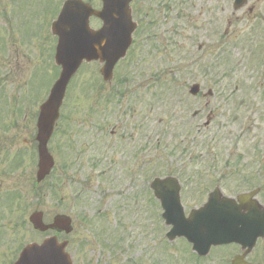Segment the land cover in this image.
<instances>
[{"label":"rangeland","instance_id":"rangeland-1","mask_svg":"<svg viewBox=\"0 0 264 264\" xmlns=\"http://www.w3.org/2000/svg\"><path fill=\"white\" fill-rule=\"evenodd\" d=\"M44 3L0 0V264H12L24 244L52 234L33 230L28 216L36 209L45 222L57 213L73 217L74 231L59 239L69 241L74 264H195L184 240L165 238L149 182L154 173L179 174L186 212L206 199L214 181L224 179L230 195L253 185L250 169L264 165V0H248L238 11L233 0H141L151 13L139 17L155 22L151 40L148 30L136 38L110 85L101 82L97 63L72 80L49 143L53 177L38 190V102L59 71L55 39L41 34L37 20ZM194 83L201 84L198 96L189 93ZM209 89L213 95H204ZM106 92L119 99L109 109L97 99ZM234 134L241 135L238 144ZM219 137L220 144H209ZM207 148L232 160L228 169L219 163L225 176L207 172ZM17 151L23 162L14 167ZM107 231L118 238L115 250L110 238L103 245Z\"/></svg>","mask_w":264,"mask_h":264},{"label":"water","instance_id":"water-1","mask_svg":"<svg viewBox=\"0 0 264 264\" xmlns=\"http://www.w3.org/2000/svg\"><path fill=\"white\" fill-rule=\"evenodd\" d=\"M104 7L100 12H95L103 18L105 26L102 30L95 31L89 27V16L92 9L77 0H69L58 21L54 23L53 31L59 35V43L56 53V61L62 66L60 78L53 86L48 100L40 107L38 117L39 163L37 180L42 181L53 166V158L49 154L46 144L52 133L54 124L59 115L65 90L71 76L75 73L83 59L88 61H106L102 68V74L106 80L112 76V70L116 61L123 57L130 44L131 32L134 25L131 23L128 8L129 0H103ZM245 0H236L235 8L243 5ZM198 85L191 88V93L196 94ZM152 188L156 196L161 199L165 212L163 216L168 223L173 224L170 237L176 235L186 237L195 244V248L201 252L210 243L219 244L227 240L224 232L234 231L236 237H240V231L236 224L227 231L223 229V220L219 213L224 214L223 208L209 205L199 211H192L187 220L184 218L183 208L179 200L180 186L173 177L155 179ZM217 199L226 200L218 191L213 192ZM216 193V194H215ZM238 218V213L225 211ZM30 221L40 231L56 229L58 231L70 230L69 221L64 216L58 215L53 223L43 222L42 212H33ZM232 236V235H229ZM65 243H58L55 237L45 239L41 244L31 243L27 245L15 264H71L64 252Z\"/></svg>","mask_w":264,"mask_h":264},{"label":"flooded vegetation","instance_id":"flooded-vegetation-1","mask_svg":"<svg viewBox=\"0 0 264 264\" xmlns=\"http://www.w3.org/2000/svg\"><path fill=\"white\" fill-rule=\"evenodd\" d=\"M258 163L255 162L256 166L250 169V172L255 171L256 175L250 176L251 179L249 180V183L253 182L256 186H248V189L242 192L250 194L254 189H258V192L250 196L241 208L245 228L242 244L212 247L209 255L197 258L195 264H201L202 262H206L207 264H231L232 260L237 256L241 262L264 264V237L260 231L262 221L264 220V166L262 162ZM244 171L247 172L246 170ZM256 202H258V205ZM255 236V242L250 246V242ZM190 264L193 263L190 262Z\"/></svg>","mask_w":264,"mask_h":264}]
</instances>
